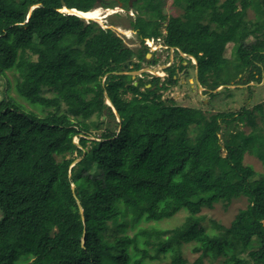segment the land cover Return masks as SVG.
I'll use <instances>...</instances> for the list:
<instances>
[{
  "label": "trees",
  "instance_id": "16d2710c",
  "mask_svg": "<svg viewBox=\"0 0 264 264\" xmlns=\"http://www.w3.org/2000/svg\"><path fill=\"white\" fill-rule=\"evenodd\" d=\"M130 1L0 0V73L14 71L17 95L38 109L9 94L0 100V264H185L184 244L193 241L201 253L194 264L205 255L264 264V171L244 154L264 167V128L248 112L251 131L224 133L246 108L207 114L162 94L188 65L211 91L260 81L264 26L259 15L248 19V9L264 10V0H175L197 12L194 33L172 16L164 34L158 4L155 18L127 14L140 42L131 66L116 62L127 44L115 28L62 11ZM162 37L178 54L166 77L118 73L143 68L146 39ZM221 37L247 80L220 48ZM241 197L247 206L229 226L202 224L203 209ZM182 211L178 226L152 224Z\"/></svg>",
  "mask_w": 264,
  "mask_h": 264
},
{
  "label": "rangeland",
  "instance_id": "374dc122",
  "mask_svg": "<svg viewBox=\"0 0 264 264\" xmlns=\"http://www.w3.org/2000/svg\"><path fill=\"white\" fill-rule=\"evenodd\" d=\"M105 1L112 2V0ZM135 2L136 0H132V3L129 4V7L125 3H123L122 5L118 3L113 4L109 8L105 6L97 7L101 9V15L99 16L100 18H96L94 20L102 24L104 27L109 26L115 28L117 32H119L125 38L127 47L116 58V62L118 64H124V66L130 64L131 66L132 61L136 62L137 59L133 54V51L137 46H140V42L137 39L135 32L129 25L130 18L127 16V14L135 16L137 15V13H140L144 16L155 18L156 16L154 14L155 10L153 5L158 4V6L160 5V10L162 12L161 16H165V18H163L165 21L163 23L164 26L162 29L164 34L167 33L165 26L172 16L183 17L184 23L182 29L185 33H194L197 30V12L185 11L181 6L175 3V0H138L137 4L144 5V7H142L141 9H136L134 7ZM257 15L262 18L264 26V10L260 6L248 9V19L254 21ZM87 20L89 19L87 18ZM113 21L120 22L122 23V25H110ZM163 38L164 37L152 42L153 44L150 46V52H152L154 56L147 58V60L142 62V64L143 68L148 67L149 69H151V72L149 73L166 77V68L162 69L160 68V66L168 67L169 65L174 64L175 60L177 61L178 54L175 52L174 48H169L167 45H165ZM218 43L222 50L225 48L227 56L233 61L234 69L237 72L241 73L240 78L243 77L247 80V72L242 71L238 64L234 62L235 56L232 44L227 42V38L225 37H221ZM183 57L192 58V62L197 63L196 58L184 55ZM184 64L187 65V62L184 61ZM15 80L16 74L14 71H8L6 72V74L0 73V100L5 96V94H9L15 97L18 101L24 103L26 107L38 110L35 106L32 107L27 101L21 99L17 95V92L15 90ZM223 86L224 87H218L213 91L207 89L200 83L197 77V71L195 70L194 66L188 65L186 71H181L179 73L178 83L167 90H163L162 94L165 100L171 98L176 104L198 107L204 110L207 114L218 111H236L241 110L243 107L246 108L245 114L242 115L238 120L232 121V123L228 126V130H223L224 133L226 131L235 132L237 130L245 131L247 133L251 131L252 125L247 119L248 112L255 113L256 125L260 130H263L264 115H262L261 110L264 111V76H262L260 81L254 79L252 81H249V83L247 81L239 84H223ZM212 92L215 94L212 95ZM128 97L131 98V95L129 94ZM107 102L108 104H110L108 100ZM117 119L119 118L117 117ZM104 130L105 129L103 128L100 131H95L99 133L100 136L101 132ZM76 141L78 142L77 138ZM222 142L224 145L226 143L225 139L222 138ZM88 145H90V143H88ZM244 154L245 162L247 164L252 165L256 170H259L261 172L264 171L263 163L257 155L250 153V151H248L247 154L244 152ZM223 155H226V151L223 152ZM247 203V198L241 197L234 199L230 204L227 205L219 203L216 204L213 209H203V211L200 213V216L202 217L201 222L209 231L214 230V222L229 226L238 211L241 208H245L247 206ZM186 216L187 213L182 211L171 219L160 221L158 223L153 222L152 224L161 228H173L180 225L184 221ZM193 247L194 241L184 244V257L188 260V263L185 264H194V262L199 258L201 254L200 252H195L193 250ZM222 262L223 257L213 258L212 255H205L203 262L198 264H222ZM148 264L164 263L161 261H154L149 262Z\"/></svg>",
  "mask_w": 264,
  "mask_h": 264
},
{
  "label": "water",
  "instance_id": "95a60500",
  "mask_svg": "<svg viewBox=\"0 0 264 264\" xmlns=\"http://www.w3.org/2000/svg\"><path fill=\"white\" fill-rule=\"evenodd\" d=\"M98 1L100 2V0H98ZM62 2H64V0H62ZM131 3H132V0L130 1V4H131ZM119 4L122 5V2H120ZM33 8H34V7H33ZM64 8H66L67 10H65ZM64 8H63L62 11H66V12H68V10H76V11L68 12V13L76 14V15H78V16H81V17L87 19L85 16L79 14V12H83V11H77V9H75V8H73V9H68L67 7H64ZM88 19H93V18H88ZM93 20H94V19H93ZM182 55H184V56H191V55H188V54H186V53H182ZM152 56H154V54H153L152 52H149V53H147L146 58H150V57H152ZM191 57H193V56H191ZM193 58H195V57H193ZM126 66H127V65H126ZM160 68L164 69V68H166V66H160ZM146 70H148V71H146ZM144 72H151V69H149V68L147 67V68H141V69H139V70L129 71V72L120 71V72H118V73H120V74H125V73H127V74L129 75L128 79L131 80L132 78L136 77L137 75H142ZM197 74H198V72H197ZM135 84L137 85L138 82L136 81ZM220 87L222 88V87H224V86L222 85V86H220ZM220 87H219V88H220ZM107 100L109 101L110 105L113 106L112 101H111V99L109 98L108 95H107ZM116 114H117V117L119 118L118 120L120 121L121 118H120L119 113L116 112ZM81 211H83L82 208H81Z\"/></svg>",
  "mask_w": 264,
  "mask_h": 264
},
{
  "label": "bare ground",
  "instance_id": "6f19581e",
  "mask_svg": "<svg viewBox=\"0 0 264 264\" xmlns=\"http://www.w3.org/2000/svg\"><path fill=\"white\" fill-rule=\"evenodd\" d=\"M64 9L67 10L66 8H64ZM73 11H76V10H68V12H73ZM77 11H79V10H77ZM79 14L85 16L86 18L96 19V18H100L99 16L101 15V9L95 8V9L88 11V12H79Z\"/></svg>",
  "mask_w": 264,
  "mask_h": 264
},
{
  "label": "built area",
  "instance_id": "2783aa9c",
  "mask_svg": "<svg viewBox=\"0 0 264 264\" xmlns=\"http://www.w3.org/2000/svg\"><path fill=\"white\" fill-rule=\"evenodd\" d=\"M153 41H155V40H153V39H146V44L148 45V46H151L153 43ZM151 48V47H150Z\"/></svg>",
  "mask_w": 264,
  "mask_h": 264
}]
</instances>
